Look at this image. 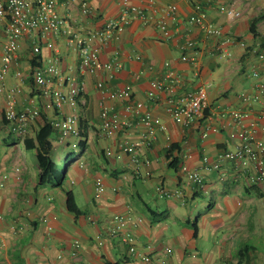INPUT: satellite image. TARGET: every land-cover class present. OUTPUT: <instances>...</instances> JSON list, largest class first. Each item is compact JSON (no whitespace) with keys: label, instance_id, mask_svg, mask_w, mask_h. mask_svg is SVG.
I'll use <instances>...</instances> for the list:
<instances>
[{"label":"crops","instance_id":"crops-1","mask_svg":"<svg viewBox=\"0 0 264 264\" xmlns=\"http://www.w3.org/2000/svg\"><path fill=\"white\" fill-rule=\"evenodd\" d=\"M83 1L58 0V13L71 35L64 31L49 35L48 42L54 48L46 47L37 32L21 40L22 49L6 87L19 83L13 73L21 70L25 77L23 93L16 96L18 109L23 110L29 99L41 108V116L24 129L23 136L4 124L7 95L0 93V178L4 182L0 264H60L58 252L75 240L82 244L79 264H264V182L251 184V173L232 162L213 168L220 154L235 150L239 144L230 137L238 130L227 114L231 110L243 112L245 128L255 124V138L264 143V61L259 58L264 53V0H155L153 5L147 0H130L147 12L149 23L133 20L119 40L106 46L97 40L87 44L100 50L103 62L118 66L113 79H105L104 73H81L79 53L70 38L84 39L89 32L102 30L120 16L121 2L86 0L93 11L84 16L80 11ZM197 3L208 22L221 29V36L208 35L189 24ZM171 4L177 11L166 16ZM222 7L236 9L241 17L230 20ZM164 16L172 34L168 40L157 23ZM227 38L232 42H225ZM34 46H42L39 57L33 54ZM185 54L194 61L183 62ZM167 62L170 69L165 66ZM49 63L57 65L62 75L50 89L66 92L64 80L70 75L84 84L77 108L64 105L57 110L48 106L43 92L34 91L31 71ZM169 70L178 78L177 84L167 80ZM102 78L110 91L131 85L133 100L143 102L167 128L138 152L137 158L150 162V177H134L133 156L120 151L121 145L148 139V127L139 118L129 117L128 126L113 138L101 134L102 104L125 114L124 102L105 98L97 89ZM154 81L163 82L165 87L151 101L148 93ZM258 84L263 93L257 89ZM204 86L208 87L210 104L204 117L189 126L175 123L167 113L165 100L178 99ZM244 95L251 100L245 103ZM69 114L79 117L80 136L62 140L52 126V150L59 165L73 154L75 159L67 163L62 185H39L35 154L26 151L22 141L35 137L44 120L52 123ZM206 132L208 136L204 137ZM9 133L14 136L12 140L7 139ZM7 141L11 144L5 145ZM15 149L21 150L23 159L13 161L8 155ZM107 149L113 151V158L106 156ZM182 166L200 172L203 187L190 182ZM97 177H103L107 187L99 199L95 198ZM159 187L169 197L161 196ZM69 196L75 206H69ZM114 215L131 219L128 232L134 234L138 251L150 256L151 262L132 256L123 235L110 234Z\"/></svg>","mask_w":264,"mask_h":264},{"label":"built area","instance_id":"built-area-1","mask_svg":"<svg viewBox=\"0 0 264 264\" xmlns=\"http://www.w3.org/2000/svg\"><path fill=\"white\" fill-rule=\"evenodd\" d=\"M65 3L72 0H64ZM144 2V0H138ZM155 0H147L150 5L154 4ZM121 12L120 16L109 21L106 26L96 32H89L84 39L79 37L70 38L72 47L79 53V70L81 73H104L105 79H113L118 66L113 63L103 62L99 57V49L89 48L87 44L92 40H97L103 46L110 44L115 40H119L121 35L133 20H140L144 25L150 21L147 12L139 7L133 5L130 0H120ZM58 0H0V49L2 55L0 57V93L6 92L7 99L3 109V118L10 127L11 132L23 136L25 128L35 119L41 116V108L37 105L34 99L28 100V105L19 110L17 107L16 96L23 93L22 85L24 83V73L21 70L14 71V77L18 80V84L13 87H6V81L9 74L12 72V67L18 59V54L22 49L21 40L33 32L40 35V41H45L46 47L54 48L53 43L48 42L49 35L58 34L64 31L71 35L67 28L66 21L60 16L57 10ZM195 14L190 17L189 24L198 26L208 35L221 36V29H217L207 20V14L202 10L200 4L195 5ZM82 15L88 16L92 13V7L88 1H83L80 6ZM177 11V6L171 4L167 7V15L171 16ZM221 11L225 12L230 20H236L241 17V13L234 8L222 7ZM164 16L159 19L158 28L161 30L164 39L172 38L169 30L167 20ZM232 42L227 38L225 42ZM190 46V44H189ZM244 47V43H240ZM42 46H34L33 54L38 56L41 54ZM259 58L264 61V53L259 54ZM41 60V58L39 59ZM183 62L194 61L193 57L185 54L182 56ZM165 66L170 69V64L167 62ZM254 76H258L256 73ZM29 77L32 79L34 91H41L45 98L49 101V105L57 110H62L64 105H69L72 108L79 106L78 99L85 92L84 84L79 82L76 76L70 75L65 78L67 86L66 92L60 88L50 89L54 80L62 79L60 69L57 65L49 63L46 66H36L31 71ZM167 80L172 84L178 83V78L172 70L167 73ZM105 80L102 78L97 82V89L110 100H120L125 103V114L120 115L111 107L102 104L100 111V131L104 138H113L119 132L123 131L128 126L129 117L139 118L140 122L145 124L149 130L148 139L137 141L132 144L121 145L120 151L124 154L133 156V164L135 166L134 177H150L151 171L148 168L150 162L148 160H140L137 158L138 152L143 146H149L151 141L156 139L158 132L164 133L166 126L162 120L155 117L153 113L146 109L143 102L133 100V88L131 85H126L123 89L110 91L105 85ZM164 83L154 81L151 83V90L148 93L149 100H154L158 92L164 91ZM258 84L257 89L262 91ZM263 93V91L261 92ZM257 98V97H255ZM244 102L251 100L250 97L244 95ZM167 113L174 120L175 123L182 126H189L196 120L204 117L205 112L209 109V92L208 87H201L194 93H187L186 95L174 99L169 98L165 100ZM227 114L234 121L235 127L238 130L233 132L230 137L238 140L239 144L235 150L226 151L219 155L218 162L214 164V169H219L221 163L228 161L232 162L238 169L244 172L251 173L249 176L250 183L253 185L264 182V143L256 140L254 135L255 124H251L250 128H245L243 125V118L245 114L239 110H231ZM79 117L77 114H69L61 119H56L51 124L60 133L62 140L69 138H79L80 132L77 127ZM216 131V129H214ZM208 136V132L204 137ZM147 139V140H146ZM75 147V146H74ZM112 150H106V156L113 158ZM120 157V154L117 155ZM207 158L204 159L206 163ZM145 168V172H143ZM20 169H16L19 172ZM182 173H184L188 180L197 186L203 187L204 178L198 171H192L187 166H182ZM4 189V182L0 178V202L2 199V191ZM107 187L103 177H97L95 180V198L99 199L106 192ZM116 191L115 188H113ZM161 196L169 197V194L163 189L158 188ZM264 200V196H263ZM2 219V216H0ZM112 226L110 230L111 235L121 234L123 239L130 245V254L139 257L146 263L151 262V258L138 251L136 245V238L134 234L128 232V226L131 224V219L120 215H114L112 218ZM126 230V231H125ZM125 231V232H124ZM82 244L75 240L69 247L61 249L57 254V259L60 264H79V253L81 252ZM65 257H70L65 260ZM163 264V263H162Z\"/></svg>","mask_w":264,"mask_h":264},{"label":"trees","instance_id":"trees-1","mask_svg":"<svg viewBox=\"0 0 264 264\" xmlns=\"http://www.w3.org/2000/svg\"><path fill=\"white\" fill-rule=\"evenodd\" d=\"M3 122L7 126L5 120H3ZM54 133L55 129L52 127L51 123L44 120L42 127L36 133L35 137H27L22 141L23 148L26 151L34 152L35 159L39 168V185L46 187H57L62 185L64 176L67 173V169L65 166L64 170L59 174V168H61L62 166H60L53 157L51 137ZM12 138H14V136L9 133L7 139L12 140ZM10 144L11 143L7 141L5 145ZM70 196L69 206L71 207L72 205H74V203L71 204Z\"/></svg>","mask_w":264,"mask_h":264},{"label":"rangeland","instance_id":"rangeland-1","mask_svg":"<svg viewBox=\"0 0 264 264\" xmlns=\"http://www.w3.org/2000/svg\"><path fill=\"white\" fill-rule=\"evenodd\" d=\"M8 155H11L13 157V161H15L16 159H23V154L21 153V150H17V152H16V149H15V151L9 150V154ZM75 156H76V154L75 155L74 154L71 155L70 158H69V160L67 161V163L72 164L73 163V160L75 159ZM67 163L66 162H62L60 164V166H62V167L59 168V174H60V172H62L64 170V168H65V166H66Z\"/></svg>","mask_w":264,"mask_h":264}]
</instances>
